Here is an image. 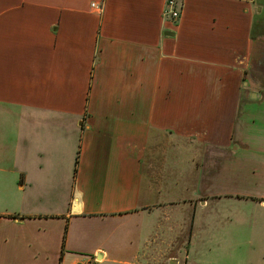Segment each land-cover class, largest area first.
Wrapping results in <instances>:
<instances>
[{
  "label": "crops",
  "instance_id": "obj_1",
  "mask_svg": "<svg viewBox=\"0 0 264 264\" xmlns=\"http://www.w3.org/2000/svg\"><path fill=\"white\" fill-rule=\"evenodd\" d=\"M180 1L174 23L167 0H0V264H134L160 227L149 165L195 131L220 159L207 234L219 203L264 208V0Z\"/></svg>",
  "mask_w": 264,
  "mask_h": 264
},
{
  "label": "rangeland",
  "instance_id": "obj_2",
  "mask_svg": "<svg viewBox=\"0 0 264 264\" xmlns=\"http://www.w3.org/2000/svg\"><path fill=\"white\" fill-rule=\"evenodd\" d=\"M260 12L253 34L264 42V10ZM244 81H249V75L239 78V88ZM253 88L252 84L250 92ZM166 142L170 146L166 153L147 170L163 194L157 206L160 227H156L134 264H264V208L259 204L263 199L252 195L243 201L219 203V212L226 215L209 218L210 231L219 229L207 234L205 201L212 199L206 183V174L212 168L208 171L207 164L220 159L211 157L204 132L168 138ZM228 156L233 163L248 160L243 152L234 156L229 151ZM254 188L249 183L244 190L255 192Z\"/></svg>",
  "mask_w": 264,
  "mask_h": 264
},
{
  "label": "built area",
  "instance_id": "obj_3",
  "mask_svg": "<svg viewBox=\"0 0 264 264\" xmlns=\"http://www.w3.org/2000/svg\"><path fill=\"white\" fill-rule=\"evenodd\" d=\"M183 10V4L180 0H167L166 7L163 16L166 20H170L177 23L181 18V13ZM100 260L97 256L88 258L78 264H99Z\"/></svg>",
  "mask_w": 264,
  "mask_h": 264
},
{
  "label": "water",
  "instance_id": "obj_4",
  "mask_svg": "<svg viewBox=\"0 0 264 264\" xmlns=\"http://www.w3.org/2000/svg\"><path fill=\"white\" fill-rule=\"evenodd\" d=\"M166 35H170V36H173V33H166Z\"/></svg>",
  "mask_w": 264,
  "mask_h": 264
}]
</instances>
